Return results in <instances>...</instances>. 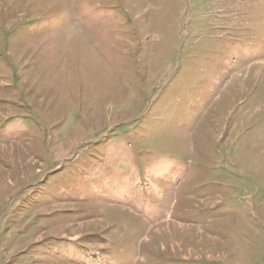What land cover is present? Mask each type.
Segmentation results:
<instances>
[{
    "label": "rangeland",
    "instance_id": "obj_1",
    "mask_svg": "<svg viewBox=\"0 0 264 264\" xmlns=\"http://www.w3.org/2000/svg\"><path fill=\"white\" fill-rule=\"evenodd\" d=\"M0 264H264V0H0Z\"/></svg>",
    "mask_w": 264,
    "mask_h": 264
}]
</instances>
